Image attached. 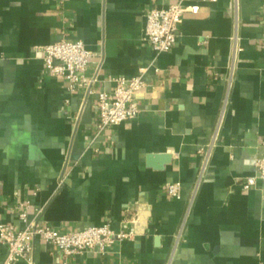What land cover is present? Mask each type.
Segmentation results:
<instances>
[{
    "label": "crops",
    "instance_id": "0c3cea01",
    "mask_svg": "<svg viewBox=\"0 0 264 264\" xmlns=\"http://www.w3.org/2000/svg\"><path fill=\"white\" fill-rule=\"evenodd\" d=\"M171 3L200 9L156 53L147 14ZM61 39L93 52L91 85L73 92L46 68L39 48ZM142 67L139 116L99 131L98 91ZM163 153V169L148 164ZM261 157L264 0H0V222L22 229L24 210L61 232L134 231L68 258L38 238L34 264H264V184L243 187Z\"/></svg>",
    "mask_w": 264,
    "mask_h": 264
},
{
    "label": "built area",
    "instance_id": "2783aa9c",
    "mask_svg": "<svg viewBox=\"0 0 264 264\" xmlns=\"http://www.w3.org/2000/svg\"><path fill=\"white\" fill-rule=\"evenodd\" d=\"M199 5L185 7L181 3H171L166 7H152L147 14L145 37L156 53L170 51L179 37V27L185 12L198 13ZM43 61L53 76L62 77L69 83V89L91 85L93 80L86 78V70L93 52L81 40L61 39L41 46ZM237 51L233 56L234 69ZM147 68L142 67L139 73L132 77L117 76L113 80L115 87L112 92L98 91V121L97 128L102 131L108 127L119 125L139 116L141 108L137 96L148 85ZM92 91V89L90 88ZM220 126V125H219ZM257 175L248 176L243 181V187L250 189L261 181L264 184V157L256 162ZM169 196L180 199L182 184L179 181L166 185ZM22 210V207H21ZM20 219L25 227L16 230L13 224L0 222V242L8 247L5 264H14L20 259H26L34 264L33 251L36 239H42L61 250L65 258L85 253L87 251L106 252L118 241L134 237V231L116 232L110 222L92 225L84 229L61 232L47 221L30 219L22 210Z\"/></svg>",
    "mask_w": 264,
    "mask_h": 264
},
{
    "label": "water",
    "instance_id": "95a60500",
    "mask_svg": "<svg viewBox=\"0 0 264 264\" xmlns=\"http://www.w3.org/2000/svg\"><path fill=\"white\" fill-rule=\"evenodd\" d=\"M172 156L170 154H150L148 156V164L157 169H163L168 163L171 162ZM149 214L144 213L140 219V225L143 228L148 222Z\"/></svg>",
    "mask_w": 264,
    "mask_h": 264
}]
</instances>
